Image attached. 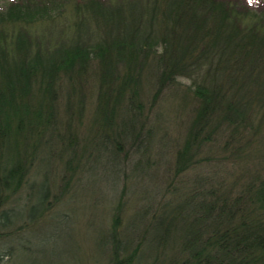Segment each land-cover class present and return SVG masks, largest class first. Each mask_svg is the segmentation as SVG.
Here are the masks:
<instances>
[{
  "label": "trees",
  "instance_id": "16d2710c",
  "mask_svg": "<svg viewBox=\"0 0 264 264\" xmlns=\"http://www.w3.org/2000/svg\"><path fill=\"white\" fill-rule=\"evenodd\" d=\"M52 1L48 0L49 4ZM162 1L156 0L153 8H158ZM208 1L224 5L226 15L223 21L218 20L214 11L205 14L202 23H196V9L195 13H191V5H185L181 18L184 17L186 23L181 29L177 28V35L163 39L164 54L156 61L150 60V56L142 57L145 51L131 37V45L128 47L130 51H119L116 58L109 62L111 64H107L102 56L92 57L91 53H97L94 43L84 41L82 47H77L91 55L87 59L82 57L78 73L79 77L87 80L92 79L93 75L97 76L100 83V118H105L106 114L107 124L115 123L119 126V147L127 145L135 154L152 152V141L160 136V126L164 120L159 113L154 115L151 108L142 104L135 87V84L137 86L141 82L136 70L150 64L152 70L146 75L153 74L159 94L164 89L173 88L171 76H179L183 65H189L193 75L199 72L204 74L203 79L196 84V105L192 109L193 116L187 129L188 137L178 148L173 163L175 176L168 179L161 192H156L159 196L158 207H155V202L137 209L127 221L129 228L127 224L123 227L124 204H119L115 214L116 233L113 243L104 252L110 256L109 264H264V163H258V156L247 157L245 164L240 162L251 150L248 133L259 134L254 124L255 116L250 115L249 108L254 109L257 115V105L264 100V33L260 31L255 34L251 28L243 26L240 17L246 15V9L261 10L263 5L254 6L252 3L257 8L254 9L248 6L250 3L247 0H228V5L221 2L224 0ZM45 2L12 0L9 7L38 9L35 19L28 14L29 21L33 22L44 19V11H47ZM77 2L81 3L76 4L75 22L71 21L66 31H70L73 24L78 28L83 24L80 19L85 18L86 12L79 6L82 0ZM127 2L121 0V6H128ZM117 9L122 12L124 7ZM169 9L155 15L165 16ZM229 11L231 14H228ZM127 17L124 13L123 16L118 14L117 20L127 23ZM54 23L53 20L50 24ZM19 24L16 32L15 28L9 30L5 25L0 27V184L6 188L17 186L18 182L25 179L26 165L44 142L49 128L46 110L48 100H45L48 97L39 98L34 93V89H37L35 86H38L39 71L32 69L26 86H20L22 84L17 82L23 80L20 75L17 77L21 74L19 66H23L24 61L30 62L24 55L19 58L15 56L19 49L17 42L24 33L22 29L26 28L25 23ZM192 24H196V27ZM110 26L109 35L102 36V39L109 42L115 30L114 25ZM127 26L133 29V24L127 23ZM99 29L104 30L103 27ZM25 30L31 44L39 47L41 33L34 35L29 33V29ZM8 32L13 37L10 40L3 36ZM67 39L71 42L70 37ZM51 41L54 42L50 38ZM64 42L68 41L64 39ZM129 42H125L126 46ZM4 52L9 53L11 61L13 59L12 74L2 61ZM184 54L188 62H183ZM131 62L135 65L131 66ZM198 62H201L199 67ZM18 89L22 92H18L17 106L10 112L6 105L11 98L9 94L14 98ZM26 93L30 95L29 99ZM57 95L55 90L51 97ZM251 128L254 132H251ZM79 157L80 154L74 151L69 170L76 167L75 162ZM202 167L208 168L209 174H191ZM139 169L136 167L133 172ZM70 175L68 171L64 181ZM58 200L56 194L52 195L40 215L53 208ZM9 213L8 210L0 211L6 221ZM40 215L32 220V225ZM187 216L194 218L187 219ZM153 220L156 221L155 226L152 225ZM145 221L147 226L143 224ZM177 227L182 232L179 250L167 244ZM0 236L7 234L0 231ZM144 255L150 259L144 261Z\"/></svg>",
  "mask_w": 264,
  "mask_h": 264
},
{
  "label": "rangeland",
  "instance_id": "374dc122",
  "mask_svg": "<svg viewBox=\"0 0 264 264\" xmlns=\"http://www.w3.org/2000/svg\"><path fill=\"white\" fill-rule=\"evenodd\" d=\"M11 1L0 0V11H5L0 13V27L5 25L9 30L15 28L16 32L17 26L21 25L19 23L26 24V28L22 29L24 33L17 42L19 49L15 56L19 58L24 55L30 59V62L24 61V65L19 66L21 74L17 77L20 75L22 82L16 81L22 84L20 86H26L32 69L39 71L38 86H35L37 89H34V93L39 98H49L45 99L48 100L46 110L49 128L44 142L26 165L25 179L9 188L0 184V211L10 212L7 221L0 214V231L7 234L0 236V264H109L110 256L104 252L113 243L116 233L115 214L119 204H124L122 215L125 227L137 209L157 202L159 196L156 192H161L168 179L175 176L173 163L178 148L188 137L187 129L193 116L192 109L196 105V84L203 79L204 74L199 72L198 75H193L189 65H183L179 76H171L173 88L164 89L159 94L153 74L146 75L152 70L150 64L136 70L141 82L137 86L135 84V87L142 104L151 108L154 115L159 113L164 118L160 136L152 141V152L141 155L132 153L127 145L119 147V126L115 123L107 124L106 114L105 118H100V83L96 75L89 80L79 77L82 57L87 59L91 55L102 56L108 64L116 58L119 51L129 50L131 37L145 51L142 57L150 56V60L156 61L164 54L163 39L177 35V28L181 29L186 23V19L181 18V13L185 11L183 7L191 5V13L197 11L196 23L205 14L214 11L222 22L226 15L224 5L208 0H163L154 9L156 0H128V6H121V0H82V5L79 6L86 12L85 18L80 19L83 24L79 28L73 24L71 30L66 31L69 23L75 22L76 4L81 3L78 0H53L51 4L46 0L44 19L33 22L29 21L28 14L35 19L38 9L12 8L9 7ZM247 1L250 3L248 6L254 9H257L255 4L263 6L261 10L246 9V15L240 17L243 26L251 28L255 34L260 31L264 33V0ZM221 2L228 5L229 1ZM117 7H124V10L119 12ZM168 7L170 9L165 16L155 15ZM123 13L128 15L126 22L133 24V29L127 23L117 20L118 14L123 16ZM53 20L55 23L50 24ZM109 24L115 26L111 42L102 39V36L106 37L111 32ZM192 25L196 27V24ZM102 27L104 30L99 29ZM25 29H29V33L34 35L41 33L39 47L31 44ZM3 36L9 40L13 38L9 32ZM50 38L54 42H50ZM64 39L68 42L65 43ZM84 41L94 43L97 53L88 55L87 52L78 50V45L82 47ZM125 42H129V45L126 46ZM67 48L70 50H66ZM183 57V62H188L187 55L184 54ZM2 61L12 74L13 59L11 61L9 53L2 54ZM133 65L135 64L131 62V66ZM199 66L201 62L197 63V67ZM55 90L58 95L52 98ZM18 92L22 91L18 89L14 98L9 94L11 98L6 105L10 112L17 106ZM25 96L29 99L30 95L26 93ZM261 107L264 108V100L257 105V115L254 109L249 108L250 115L255 116L254 124L259 134L248 133L251 150L240 160L244 164L249 156H258V163H264V109L261 110ZM251 132H254L252 128ZM74 151L80 157L75 162L76 167L69 170ZM137 162L140 163L137 165ZM5 164L6 162L3 163ZM136 167L140 169L134 173ZM68 171L71 175L64 181ZM209 172L208 168L202 167L191 174L203 176ZM55 194L59 199L57 204L41 216L45 204ZM158 204L159 201L156 208ZM39 215L37 222L32 225V220ZM151 222L153 226L156 225V221ZM143 224L148 225L146 221ZM181 236L182 232L177 227L167 242L168 247L174 245L179 250ZM148 237L149 235L147 242ZM143 259L145 261L150 257L144 255Z\"/></svg>",
  "mask_w": 264,
  "mask_h": 264
}]
</instances>
